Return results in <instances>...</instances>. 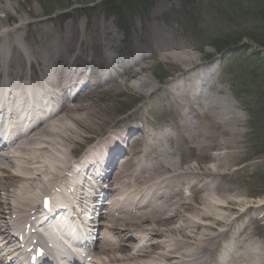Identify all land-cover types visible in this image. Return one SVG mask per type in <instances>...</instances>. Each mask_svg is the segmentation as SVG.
<instances>
[{"label":"bare ground","instance_id":"6f19581e","mask_svg":"<svg viewBox=\"0 0 264 264\" xmlns=\"http://www.w3.org/2000/svg\"><path fill=\"white\" fill-rule=\"evenodd\" d=\"M2 1L0 11L7 14L8 7ZM160 10L164 7L158 4L154 13ZM48 20L29 23L39 32V25ZM109 28L98 19L90 26L71 21L57 31L45 26L37 33L41 41L38 47L30 48L19 46L22 39L13 32L8 33V41L0 37V42H7L0 44V78L3 74L8 77L0 95L7 86L15 88L14 93L22 99L32 98L34 119L46 116L28 130L15 128L14 140L2 142L0 135V247H9L6 255L11 249L18 254L29 251L25 247L34 240L39 226L34 224L37 200L70 169L69 148L92 140L90 133L100 132L112 120L113 110L108 104L88 100L99 91L121 94L134 90L152 98L151 109L168 107L171 117L152 125L142 104L138 109L140 123L128 122L134 116L123 118L93 146L108 155L109 177L106 189H96L85 215L90 233L105 226L102 244L92 248L88 264H264V249L259 253L244 246L246 238L241 237L240 229L223 241L225 232L234 227V212L264 206V199L256 205L242 204V199L232 193L233 187L222 182L238 158L240 125L245 124V118L236 111L234 97L213 81L214 67L194 56L186 42L166 29L146 26L145 34L154 47L131 50L127 58L119 54L116 59L115 53L124 43L118 44ZM91 43L98 49L89 51ZM38 48L42 56L36 76L28 75L21 64L13 72V54L20 56V63L27 55L32 67L31 58ZM152 56L176 69L161 91L147 75L146 62ZM115 61L126 64V69L120 72L114 68ZM23 78L33 89L20 87ZM78 86L70 99L68 90ZM85 87H90L87 93ZM28 89L32 96L26 94ZM33 96L51 101L53 109L36 107ZM16 111H11V117ZM2 126L0 121V129ZM193 159L195 163H191ZM34 181H44L43 188L33 185L38 184ZM102 189L104 196L99 199ZM103 212L109 214L106 223H97ZM225 226L229 227L220 228ZM247 227L244 224L241 229ZM65 251L60 246L53 251L58 264ZM14 256L0 255V264H17Z\"/></svg>","mask_w":264,"mask_h":264},{"label":"rangeland","instance_id":"374dc122","mask_svg":"<svg viewBox=\"0 0 264 264\" xmlns=\"http://www.w3.org/2000/svg\"><path fill=\"white\" fill-rule=\"evenodd\" d=\"M212 0H196L195 5L192 7H196V10H194V15L197 14V11L199 10V7H207L211 4ZM263 0H260V4L264 6V3H262ZM3 3H6L5 7H8V12L5 14L4 12L0 11V19L2 20L0 23V29H4L3 32L4 35L0 36L3 37L6 41H8V33L13 32L12 34L20 37L19 46L22 48H30L31 46L38 47L39 43L41 42L39 39V35L36 33V28H32V25L29 22H33L35 20H43L45 18L51 17L52 19H55V23H50L47 26L49 28H52L53 30H61L63 29V16H59L58 10H62L64 5L69 7L70 13L68 15V22L76 21L78 18L83 14V12H88L87 20L88 23L92 24L94 20L98 19L100 21H104V23H109L107 21V16L104 13V8H101L100 6H95V9H82L81 6H79L82 3H85V0H3ZM264 2V1H263ZM89 3V2H88ZM174 6L180 7L179 2L177 0H174L173 3ZM65 7V6H64ZM53 8V10H52ZM62 8V9H61ZM77 8V9H74ZM141 7L140 9H134L132 6L125 8L123 6V11L126 14V23L130 31V36L134 37L135 35H138L139 27L142 25L146 26H156L166 29L169 33L172 35H176L179 37L183 42H189V50L194 56L197 58H200L201 60L205 59L207 54H213V49L210 47H205L201 50V52H198L194 50V46L196 44L201 45L203 43H207V39L210 40L209 34L203 33V30L201 32L206 35L202 38H193L195 41L191 42L187 37L180 36L181 31L192 33L198 31V26L202 25V27H208L209 19H201V21L197 22L196 24L193 22L188 23L183 27H180L179 22L173 17L174 14L171 13L169 15H163L160 16V18L156 19H150L147 17L146 13L150 10V8ZM257 8L258 11H261ZM190 8L186 9L187 11ZM252 10V9H251ZM54 12L52 15H47V13ZM190 11V10H189ZM248 14H250L251 22L245 17V24H243V29L251 30V33L247 35L243 34L240 36V34H228L225 35L223 33V37L226 36L227 39H229L232 36V39L235 36H238V39L240 40L238 44L233 48L232 52L224 54L220 59H218L215 62L214 67H216L215 75L212 76L214 80H218V84L224 89V91L227 94H230L234 97V102L237 103L238 107H236L237 113L242 115L245 118V124L240 125V131L241 136L239 141L237 142V149H238V158L234 159V163L226 170L225 175L222 178V182L225 186H231L233 187L234 196H236V199H242L240 202L242 204H254L256 205L259 200L264 199V151H261V153H255V151L260 150L261 140L264 139V111L262 106H264V103L261 101V99L257 96L256 92L257 89L264 92V66L260 67V69L255 70V73L260 74L262 77H255V75H251L249 78L248 88H247V101H249V113H253L252 121L254 123L255 131L252 132L251 128L248 127V119L249 115L245 111V98L243 95L239 97L238 99L234 96V93L232 94V81L231 79L234 77V75L244 73L242 70L243 62L242 60L246 56H250L255 62H263L264 63V46H262L260 43L264 42V23L261 22V20H258V18H255L254 13L250 10H247ZM205 16H210V13L203 12ZM8 15V16H7ZM168 17V18H167ZM176 17L181 20H185L184 16L181 13H176ZM187 17V16H186ZM81 18V17H80ZM114 18V19H112ZM110 19L112 23L118 24L119 21L116 17L112 16ZM24 20V21H23ZM84 21L85 19H81ZM261 24V25H260ZM31 25V26H30ZM46 25V24H45ZM110 26V25H109ZM111 27V26H110ZM197 27V29H195ZM19 28V29H18ZM113 28V26H112ZM201 28V27H200ZM225 29V27H223ZM245 30V31H246ZM235 32V31H234ZM262 32V33H261ZM135 33V34H134ZM190 33L191 35H194ZM202 34V35H203ZM227 34V33H226ZM242 34V33H241ZM118 35L121 37V31L118 32ZM209 35V36H208ZM208 36V37H207ZM248 36V37H245ZM126 37V36H124ZM176 37V38H177ZM251 37V38H250ZM2 38V39H3ZM119 39V38H118ZM124 44L126 43H133L130 40V37H126V40H123ZM7 43V42H0V44ZM9 44V43H8ZM123 44V45H124ZM93 43L91 45H88V49L91 50L93 47ZM9 45H7L8 47ZM37 52L35 53V57L32 56V60L38 65V61L41 59L42 52L40 49H36ZM9 54V53H8ZM213 57V56H212ZM24 58L27 60V55L24 56ZM1 59V58H0ZM21 60L20 56L15 53L11 57V60L14 63L13 72L16 71V68L21 64L22 68L27 71L26 61ZM208 59V58H206ZM28 61V60H27ZM206 62V61H205ZM26 63V64H25ZM255 63L249 64L247 67H249V70H253L254 67H252ZM241 65V66H240ZM256 66V64H255ZM20 70V69H19ZM176 69L169 65L168 63H161L159 61H155L154 59L150 60L147 63V75L152 76V79L155 84H157V87H160L159 90H161L163 84H167V82L170 80V77L175 73ZM235 73V74H234ZM249 73V72H248ZM122 88H127L124 86ZM114 91H110L108 93L104 91H99L97 94L93 95L88 102L91 103H101V104H108L109 107L113 110L112 113V120L108 121L102 128L100 132H92L90 133V136H92V140H101L104 136H106L111 130H113L114 126L116 125V122L119 120H122L125 115H135L139 113V107L140 105H145V111L147 112L149 121L153 124L161 123L169 118V111L168 113L165 111L164 106H159L155 112L150 111V106H148L147 101L149 98L144 96L143 94L137 93L134 90H127L121 94H113ZM106 97V98H105ZM158 99V97H155ZM128 112V113H127ZM134 122H140L139 119H134ZM133 121V120H132ZM250 125H251V119H250ZM253 133V135L251 134ZM248 138H250L251 144L253 142V151L252 153H249L248 149ZM95 141V142H96ZM86 142L81 145H76L75 148L72 150V148H69L68 156L75 157V154L84 148ZM72 150V151H71ZM71 152V153H69ZM251 152V151H250ZM254 152V153H253ZM248 154H256L254 157L250 160L247 159ZM252 155V156H253ZM196 161L193 159L191 163H195ZM202 163H206V160H203ZM36 182V181H35ZM38 184L37 188L41 189L43 188V181H37ZM30 186V185H29ZM29 189H32L29 187ZM241 205V204H240ZM247 212V211H246ZM246 212L242 210H237L233 213V217L236 218V220L232 221L234 223V227L231 228L229 231L225 232V235L223 237V241L226 238H231L233 235V231L236 232V230H241V237H245L244 241L242 242L244 246H250L252 250H257L259 253L263 252L264 249V206L263 208H250L246 214ZM248 217H252L249 222H247ZM244 224H247L248 227L245 229H241ZM229 226L220 227L223 230L227 229ZM213 256L210 257L212 259Z\"/></svg>","mask_w":264,"mask_h":264},{"label":"trees","instance_id":"16d2710c","mask_svg":"<svg viewBox=\"0 0 264 264\" xmlns=\"http://www.w3.org/2000/svg\"><path fill=\"white\" fill-rule=\"evenodd\" d=\"M261 2L260 1H258L257 2V6H255L256 7V11H258L257 10V8L258 7H260L259 9L261 10V11H258L257 13H259V14H257L256 16H255V18H259L260 20H263V22H264V6L262 5V4H260ZM262 3H264L263 1H262ZM262 33V32H261ZM264 33V32H263ZM264 35V34H263ZM261 45H263L264 46V42H261ZM262 77V76H261ZM263 102H264V95H263ZM263 111H264V108H263ZM262 146L264 147V143L262 144Z\"/></svg>","mask_w":264,"mask_h":264}]
</instances>
